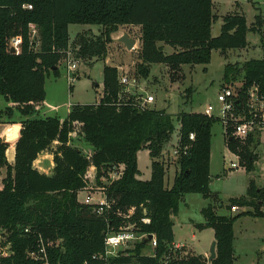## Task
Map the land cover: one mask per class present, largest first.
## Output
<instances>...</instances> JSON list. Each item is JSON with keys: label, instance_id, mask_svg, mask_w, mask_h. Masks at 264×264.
Segmentation results:
<instances>
[{"label": "trees", "instance_id": "trees-1", "mask_svg": "<svg viewBox=\"0 0 264 264\" xmlns=\"http://www.w3.org/2000/svg\"><path fill=\"white\" fill-rule=\"evenodd\" d=\"M28 5L32 9L25 8ZM213 7L214 0H0V97L11 105L0 111V117L12 119L18 113L22 125L14 165L7 159L9 144L0 139V178L6 171L0 188V229L8 233L14 253L2 264H34L27 254L35 249L39 235L59 244L50 250L52 264H208L203 256L174 250L173 219L186 195L210 196L214 118L183 113L176 119L180 125L175 149L179 170L168 189L162 157L175 131V119L167 111L138 110L134 97L121 99L116 67L105 65L103 97L97 104L75 105L64 120L41 116L40 108L46 101L47 76H59L69 51L78 61H106L112 35L125 26L141 27V63L136 75L148 79L151 66L163 64L172 82L183 78L182 66L209 65L214 50L226 54L246 49L248 33L259 32L263 58L243 66L227 65L224 82L231 85L243 74L238 93L244 102L254 86L264 94V18L257 15L248 27L245 16L228 14L223 17L221 34L213 38L212 27L218 18ZM70 25L100 26L102 32L79 33L71 42ZM16 38L21 44L19 52L12 54L11 42ZM161 44L170 46L173 54H165ZM225 137L228 148L251 171L253 137L239 143L230 130ZM16 138L4 140L13 145ZM78 143H86L92 151ZM142 150L149 151L152 159L149 181L138 179ZM41 154L54 156L53 176L33 168ZM121 166L122 176L104 183ZM95 188H101L110 203L103 215L81 200ZM232 207H252L255 212L221 216L209 205L202 211L205 222L195 225L199 231H214L217 257L211 264L235 263L234 224L247 214L264 216V190L252 182L245 196L231 200L230 211ZM143 219L151 223L144 224ZM124 227L155 235L153 254L143 253L150 247L143 241L126 255L94 260V255L105 253L104 233ZM28 228L29 234L25 232Z\"/></svg>", "mask_w": 264, "mask_h": 264}, {"label": "rangeland", "instance_id": "rangeland-1", "mask_svg": "<svg viewBox=\"0 0 264 264\" xmlns=\"http://www.w3.org/2000/svg\"><path fill=\"white\" fill-rule=\"evenodd\" d=\"M234 13L245 16L248 27H250L254 25L252 23L255 22L257 15L264 18V0H214L213 14L218 18L212 27L213 38L221 34L223 17ZM84 32L100 35L102 27L70 25L71 42L75 40L79 33ZM123 33L129 34V37L137 42L134 51H128L119 42V38L123 36ZM112 38L115 40L108 46L106 61H96L94 63H86L83 60L78 61V79L72 85H69L67 80L66 64L60 66L58 77L53 74L47 76L45 83L47 102L43 104L40 110L55 107L53 113L50 114L66 118L67 111L72 109V106L97 104L103 97L105 65L116 67L120 76L128 74L129 78L137 79L138 89H134L133 92L142 93L143 96L146 93L153 95L155 97L153 109L167 111L175 119V131L170 143L166 145L162 157V161L165 162L168 170L166 182L168 183L169 180L172 182L175 172L179 170L174 157L180 129L177 122L179 116L183 113H205L209 105L218 108L217 97L221 86L226 84L224 82L225 67L229 64L243 66L247 62L261 60L263 58L262 36L256 31L249 32L247 35L248 46L243 50H229L226 54L214 50L209 65L182 66L181 76L183 78L177 82H172L169 70L163 64L152 65L148 79H142L136 75L137 65L141 63L139 55L141 27H122L112 35ZM161 46H164L165 54H173L174 50L170 46L162 44ZM242 75L237 76V82L231 83L233 87H240L243 80ZM133 87H135V84H133ZM6 106L5 100L0 97V110H5ZM15 133H17V127H12L4 137H14L16 136ZM227 142L225 129L216 120L212 125L210 196L204 197L201 194L186 195L180 203L178 216L174 217L173 220L176 224V241H184L188 249L195 247L197 253L203 252L208 246L210 250L212 243H209V237L214 236L213 230H209L202 235L200 233L202 231L197 230L195 227L196 224L205 222L202 212L205 208L212 205L215 212L221 216H238L245 212L252 213L255 212L252 207H240L239 212L232 213L230 211L231 200L245 196L252 182L258 190H264V133L255 135L249 147L251 154L255 157L251 171H248L246 166L241 164L240 158L228 148ZM76 145L85 151H92V148L86 143ZM138 159L143 171L149 166L150 160L152 162L147 150H142L138 154ZM233 165H236L237 169H234ZM91 175L94 177V173H91ZM5 177L6 171L4 170L0 178V184L2 183L1 179ZM106 182L107 180H104V183ZM86 197L87 194L82 195L81 200ZM94 199L98 201L99 196H94ZM261 212H264L263 208H261ZM193 234H195V238H193ZM234 236L236 257H239L238 263L264 264V216L255 217L250 214L242 216L234 224ZM136 245L132 246V249H135ZM143 253L152 255L153 250L148 247ZM188 254H191L190 250L183 248V255Z\"/></svg>", "mask_w": 264, "mask_h": 264}, {"label": "built area", "instance_id": "built-area-1", "mask_svg": "<svg viewBox=\"0 0 264 264\" xmlns=\"http://www.w3.org/2000/svg\"><path fill=\"white\" fill-rule=\"evenodd\" d=\"M25 8L32 9V6L28 5L25 6ZM32 36H37V30L34 28ZM20 44L21 39L16 38L12 40L11 48H15L16 53H18ZM77 63L78 59L76 54L73 51H69L65 61L62 63L66 64L69 85H72L78 79ZM127 75L128 74H123L119 78L121 87L120 98L129 99L134 97L135 107L140 111L152 109L155 103V97L148 93L143 96L142 93L138 92V94L133 92L134 89H138V81L137 79H133V77L129 78ZM133 84H135V87H133ZM238 89L239 87L235 88L230 84L221 86L217 97L218 108L209 105L204 114L220 122L225 129V133L227 132L228 134L230 130L232 139H235L239 143H243L250 137L264 133V94L260 93L257 86H254L248 91L247 99L244 102L239 96ZM191 140H194V135L191 136ZM178 153V150L174 151L175 161ZM233 168L237 169V166L233 165ZM123 170V166L119 167V169L114 168L110 173V180H107L106 183H111L119 179L123 174ZM92 188L91 186L90 189ZM86 194L87 197L82 200L85 205L95 206L94 210L98 215H103L108 212L110 203L101 188H95L93 193ZM94 196H99V200L96 201ZM239 211L240 207L231 208V212L233 213ZM142 222L147 225L151 223L149 219H143ZM30 231L29 228L25 229L27 234H29ZM150 235H152V239L148 244L154 250L157 246V240L153 234H141L136 232L132 227H124L117 231L109 229L105 233V253L94 255V260H109L110 258L126 255V252L131 250L132 246L147 241ZM8 238V233L0 229V264L14 255ZM58 245V242L46 241L39 235L35 249L29 251L27 254L28 259L34 264H52L50 250L58 247ZM183 248V245H179L175 246L174 250L178 251Z\"/></svg>", "mask_w": 264, "mask_h": 264}, {"label": "crops", "instance_id": "crops-1", "mask_svg": "<svg viewBox=\"0 0 264 264\" xmlns=\"http://www.w3.org/2000/svg\"><path fill=\"white\" fill-rule=\"evenodd\" d=\"M253 24V23H252ZM125 33H123V35H124ZM115 39L113 38V41H114ZM137 43V42H136ZM139 44H140V40H139ZM47 102V99H46V101H45V103ZM7 104V106H6V108L7 107H10L11 105L10 104H8V103H6ZM73 107V106H72ZM53 109H41L40 110V115L41 116H44V117H57V118H59V119H61V120H64V119H66L67 117H68V115H69V113H70V111H71V109L70 110H68L67 111V117L66 118H61V117H58V116H53L52 114H50V113H53V111H54V109H55V107H52ZM0 111H4V110H0ZM12 122V123H11ZM11 123V124H10ZM12 127H20V130L18 131V137L16 138V140H15V142H14V144L12 145V144H10L9 143V141H5L4 140V135L9 131V129L10 128H12ZM21 130H22V125H21V118H20V115L17 113L16 115H14V117L12 118V119H10V118H8V117H5V115L4 116H1L0 117V139H2L3 140V142H5V143H7V144H9V148H8V150H7V159H8V162H9V164L10 165H14V162H15V144H16V142L19 140V138H20V135H21ZM141 152V151H140ZM139 152V153H140ZM148 152V154H149V156H150V152L149 151H147ZM138 153V154H139ZM151 164H152V162H151V160H150V162H149V166H147L145 169V171H143V169L141 168V166H140V164H139V159H138V168H139V171H140V174L138 175V179L139 180H142V181H149L150 179H151V174H152V170H151ZM176 164V163H175ZM40 165V166H39ZM41 167V168H40ZM33 168L34 169H36L40 174H43V175H47V176H53V172H54V168H55V164H54V156L53 155H50V154H41V155H39V157H38V159L34 162V165H33ZM4 172V171H3ZM3 172H2V174H3ZM178 172V170L175 172V175H176V173ZM175 175H174V178H175ZM174 178H173V181L171 182L170 180H169V182L167 183H165V186H166V188H168V189H171L172 188V186H173V183H174ZM1 180H3V179H1ZM166 181H167V175H166ZM2 183L0 184V188H2ZM233 213V212H232ZM174 220V219H173ZM202 224V223H201ZM175 229H176V224H175V222H174V228H173V230H174V237H175V239H174V244H173V246L175 247V246H179V245H183L184 246V248H187V250H190V252H191V254H194V255H200V256H203L204 258H207V257H209V246H208V248H206V250H204L203 252H201V253H197L196 252V248L195 247H192V248H190V249H188V247H187V244L184 242V241H182V242H177L176 241V233H175ZM209 230H212V229H206V230H204V231H202V232H200L202 235L205 233V232H208ZM201 235V236H202ZM196 236H195V234H193V238H195ZM213 241H215V237L213 236H210L209 237V243H212ZM235 251H236V249H235ZM236 255H237V253H236ZM239 257L237 256L236 257V260H235V263L234 264H241V263H238L239 261ZM252 264H255V263H252Z\"/></svg>", "mask_w": 264, "mask_h": 264}, {"label": "water", "instance_id": "water-1", "mask_svg": "<svg viewBox=\"0 0 264 264\" xmlns=\"http://www.w3.org/2000/svg\"><path fill=\"white\" fill-rule=\"evenodd\" d=\"M119 42L121 44H123L126 49L128 51H134L135 50V45H136V41L134 39H131L129 37V34L125 33L121 38H119ZM11 53L12 54H16V49L15 48H11ZM79 59V57H78ZM20 130V127L17 128V133H15V135H17L18 137V131ZM105 235V233H104ZM152 239V235L149 236V238L147 239L146 243H149ZM209 257L205 258V261L208 264H211L213 260L216 259L217 257V242L213 241L211 246H210V250H209Z\"/></svg>", "mask_w": 264, "mask_h": 264}, {"label": "bare ground", "instance_id": "bare-ground-1", "mask_svg": "<svg viewBox=\"0 0 264 264\" xmlns=\"http://www.w3.org/2000/svg\"><path fill=\"white\" fill-rule=\"evenodd\" d=\"M40 166V165H39ZM41 168V167H40Z\"/></svg>", "mask_w": 264, "mask_h": 264}]
</instances>
